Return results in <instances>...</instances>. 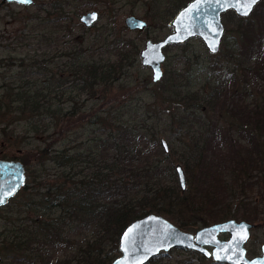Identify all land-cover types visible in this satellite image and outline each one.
Segmentation results:
<instances>
[{
	"label": "trees",
	"instance_id": "16d2710c",
	"mask_svg": "<svg viewBox=\"0 0 264 264\" xmlns=\"http://www.w3.org/2000/svg\"><path fill=\"white\" fill-rule=\"evenodd\" d=\"M74 2L42 4L39 13L48 15L40 17L43 29L55 26L73 34L80 8L71 7ZM235 17L241 41L234 37V44L226 47L225 53L207 50L213 62L204 68L202 87L195 82L199 77L195 73H202V65L199 56L187 49L190 41L172 45L183 50L184 73L179 69L155 84L147 77L143 83L154 87L151 103H134L132 99L140 88L137 80H128L129 71L137 65L140 52L130 40L101 41L103 33L88 40V28L83 27L84 32L71 41L73 47L59 54L67 61L57 71L33 72L41 63L39 59L32 56L27 65L26 57L19 59L23 73L6 86L0 98V116L19 113L27 118L26 133L42 132L48 137L32 155L21 158L27 182L0 208H10L3 216L5 229L0 232V251L7 255L8 264H112L120 256L123 230L150 213L175 220L185 230L195 224L207 226L212 220L238 217L239 205L231 209L228 201L246 202L253 192L254 172L264 166V0L250 17ZM55 32L45 31L41 42L56 44L60 38L54 37ZM112 52L116 59L109 57ZM45 61L42 64L48 66L50 62ZM240 67L243 83L238 75ZM117 84L119 90L114 93ZM64 87H69L68 107L55 103L54 94L51 98L53 89L62 91L59 98L64 97ZM111 90L114 96L109 97ZM252 90H258L255 100L251 99ZM82 94L96 99V104L79 105L74 98ZM219 108L234 119L237 128L202 124L209 110ZM156 117L170 128H186L193 135V141L183 146L187 174L199 171L195 189L183 191L179 184L166 180L169 173L165 169L168 162L173 165V151L165 152L160 139L164 126ZM198 118L200 127H196ZM85 121V135L91 130L92 137L85 140L81 139L83 134L69 135L74 126L80 128ZM53 170L52 179L43 177ZM171 170L175 178L174 166ZM228 175L233 182L230 187ZM248 205L240 207L241 217L252 220L257 207ZM3 240L9 245H3Z\"/></svg>",
	"mask_w": 264,
	"mask_h": 264
},
{
	"label": "rangeland",
	"instance_id": "374dc122",
	"mask_svg": "<svg viewBox=\"0 0 264 264\" xmlns=\"http://www.w3.org/2000/svg\"><path fill=\"white\" fill-rule=\"evenodd\" d=\"M52 1L58 0H36V5L34 6H25L10 2L3 3L2 0H0V98L5 93L6 86L10 85L11 82L17 80L20 74L23 73V69L22 66H20L19 59H23L26 57L27 59L25 65L29 63V58L32 56H35L36 59H39V61L41 62V66L37 64V66H34L32 68V71L37 73L38 71H44L47 69L53 72L57 71V69L60 68V65L67 61V58H60L58 56L62 53L63 49L66 50L71 46L73 47V44H70L71 41L76 35H80L84 32L83 27L86 26L80 21V17L83 14L91 11H97L100 15L99 21L93 27L88 28V31H85V35L88 40H90L94 35L103 33V36L99 37V40L108 41L109 43L117 38L124 40L125 43L129 42L128 40H130L137 45L139 52H141V50L146 46L147 39L159 41L161 39H164L173 31L172 27L170 26V22L175 17V15L187 4V2L182 4L184 0H76V2L72 3L71 7H80L78 19L75 17L76 22L75 25H73V34H67V32H61L60 30H57L56 28H54L55 26H49V28L44 30L40 25V17H45L48 15L42 12L39 13V7L42 4L51 3ZM69 9L71 8H66L65 11ZM129 15H135L146 20L148 23L147 29L144 32L131 31L130 29H128L125 24V19ZM49 17H51L52 20L53 18H55V16ZM222 19L226 27V32L223 37L221 50L222 53H225V51L227 50L226 47H230V45L234 44V37H237L236 39L239 38V36H237L236 34L238 18L235 17L233 11H228L227 13L223 14ZM45 31H47L48 33L56 31L54 37H57L56 35H58L60 41L55 42L56 44L53 45L49 43H42L41 39L43 38ZM238 40L241 41V39ZM171 46L172 45L165 48V53L167 54L168 60L163 65L165 77H170L174 71H177L179 69L183 71L182 73H184L181 60L183 50H181V47L179 46ZM187 49L190 50L191 54L196 53V55L199 56L198 63L202 65V67L199 69H202V73H200V71L199 73L196 72L195 74L199 77L194 79L195 82H197L198 87H202L205 79L204 68L208 66L209 62L212 63L213 59L208 57L207 49L200 38H194L190 40V45H188ZM127 50H130V47H128ZM116 55L117 54L115 52H112V54L108 56L112 59H116ZM51 58H53V60H51ZM46 59H48V61L50 62L48 66L42 64L43 62H46ZM136 60L137 65L130 69L128 80H137L139 82L140 91L139 93H134L132 95V99L134 103H137L138 101H148L149 103H151L152 99L150 98V95L154 87H152L151 85L146 86L143 82L147 79V77H149L151 81H153L152 70L150 68H145L142 66L140 53ZM12 62H14L15 64L10 66L9 63ZM197 64L194 66L196 71L198 68ZM242 70V67H240V69L238 70V75H240L239 79L241 83H243L245 79V76L243 75V73H241ZM68 85H70V83L66 84V86ZM64 89L65 96L61 98H59V95H61L62 91L57 89L50 90L51 98L54 94L53 100L55 103H60L61 107H68L70 106V104L67 102L69 93H67V88L64 87ZM118 90L119 88L117 84L114 86L113 92L117 93ZM162 90L163 87L158 90V93L159 91L162 92ZM257 91L252 90L251 93L253 95L251 99L255 100L257 97H259ZM113 92L112 90L110 91L109 97L114 96L112 95L114 94ZM74 94H76V92H74L73 95ZM89 96L90 95L86 96L85 94H82L80 96H76L74 99L78 102L79 105H95L96 99L93 98L89 100ZM61 99H64L62 100L63 102L60 101ZM117 102L118 106L120 104V101ZM108 106L109 105H107L106 107ZM169 106L172 105L169 104ZM161 107H164V105H162ZM217 107L220 106L217 105ZM132 117H134V115H132ZM155 119H157V122L161 123L158 117H156ZM196 121V127H200L201 124L199 123V118L196 119ZM47 122L48 120L45 121V123ZM86 122L87 121H85V123L83 124H80V128L74 126V128L70 130L69 135L75 133L77 136H81L83 134V137L81 139L85 140L88 137H92L94 134L91 130H88L89 134L87 133L85 135V125L88 123ZM163 122L165 123L167 121L164 120ZM215 123L226 127V129L229 127L237 128V124L234 119H232L225 112V110H221L220 108L217 110H209L207 114V120L202 124H204L205 126H210V124ZM26 124L27 118H24L19 113L0 116V159L21 160L23 156H29L30 154L32 155L36 150V147L44 143L43 140L45 137H48V134L42 132L38 133L37 135L33 133L28 134L25 132ZM162 126H164V131L162 132L160 139H166L169 143L170 149L173 151L171 155V162L173 163V165L168 162L165 169V171L169 173L165 176L166 180H168V182L171 184H179L178 175L176 174L174 178L172 177V174L170 172L172 171L171 167L174 166V171L176 172V166L182 165L187 177V189H195V187L198 186L197 178L199 174L197 173L199 171H192V175L190 176L187 174L186 166L184 164L185 151L183 146L193 141V135H190L188 133L189 130H187L186 128L180 131V129L178 130V128H170L167 123H165V125L162 124ZM76 135L74 137L72 136L73 139H76ZM78 142L80 141H76V143ZM262 154L264 157V143L262 144ZM220 160L221 159L219 156V163H221ZM52 173H54V170L52 172H48V174L43 175V177L46 179H49L50 177V179H52L54 175ZM38 174H41V171H38ZM254 175L255 177L252 180L254 186L253 192L251 194L249 193V199H247L246 202L243 203H240V200L238 201L230 199L228 201L231 209H235L234 207L239 205L237 208L238 217H234L235 219H237L238 221L246 220L250 223L255 224L256 228H253L251 240L247 244V249L250 257H253L255 254H260L261 245L264 243V197L263 199H261V195H264V166H262V170L255 171ZM256 175H258V177H256ZM228 185L229 187L233 185V182L229 180V175ZM244 203L250 204L248 206L255 205L257 207V211L255 214L256 216L254 217V219L247 220L241 217L243 209L241 210L240 207L244 205ZM9 209H0V232L4 231L5 229L6 221H4L3 216L7 214L6 211H8ZM220 220L221 219L212 220L208 225L223 221ZM172 222L176 225L179 224L175 220H173ZM202 227L204 226L201 224H195L187 231L195 234ZM81 238L82 237H79V242H81ZM3 241H5L3 245H9V242L7 240ZM0 256L1 260H4L2 261V264H8L9 260L7 258V255L4 256V254L0 251ZM148 264L212 263L203 259H198L191 253V251L173 249L167 253L160 254L156 258L152 259Z\"/></svg>",
	"mask_w": 264,
	"mask_h": 264
},
{
	"label": "water",
	"instance_id": "95a60500",
	"mask_svg": "<svg viewBox=\"0 0 264 264\" xmlns=\"http://www.w3.org/2000/svg\"><path fill=\"white\" fill-rule=\"evenodd\" d=\"M261 1L255 0L247 15L243 14L245 0L189 1L170 22L173 29L170 34L159 41L147 39L145 48L140 52L142 66L152 70L153 82L158 83L164 77L163 65L167 60L165 48L170 45L185 44L194 38H200L211 54H218L226 32L223 14L232 10L239 17L248 18ZM2 2L30 6L35 1L2 0ZM99 18L97 11H91L83 14L80 21L87 28H91ZM125 24L131 31L144 32L148 27L146 20L135 15L127 16ZM157 73L160 74L159 79H156ZM162 145L166 153L170 152L167 140L163 139ZM176 172L181 189L186 191L187 177L183 166L177 165ZM26 182L27 170L21 160L0 159V201H2L0 207L5 206L15 197ZM254 227L255 224L246 220L238 221L231 218L204 226L194 234L163 215L150 213L135 219L123 230L119 239L120 256L112 264H148L161 253H167L175 248L199 251L225 264H264V243L260 255L254 258L248 257L247 243ZM245 232L247 238L241 241L239 235H244ZM221 234L230 236L224 240L220 239ZM205 246H212L214 250L210 252Z\"/></svg>",
	"mask_w": 264,
	"mask_h": 264
},
{
	"label": "flooded vegetation",
	"instance_id": "af4514ba",
	"mask_svg": "<svg viewBox=\"0 0 264 264\" xmlns=\"http://www.w3.org/2000/svg\"><path fill=\"white\" fill-rule=\"evenodd\" d=\"M35 2H34V4L33 5H30V6H34V5H36V0H34ZM10 3H15V2H10ZM17 4V3H16ZM216 223V222H215ZM213 224V223H212ZM256 227H254V229H255ZM253 230V229H252ZM252 230H251V237H252ZM196 234V233H195ZM229 234H221L219 237H220V239H228L229 238ZM251 237H250V240H251ZM249 240V241H250ZM249 241H248V243H249ZM247 243V244H248ZM262 246V245H261ZM206 248H207V250L208 251H210V252H212L213 250H214V247H212V246H205ZM175 249H182V250H187V251H191V253L193 254V255H195L198 259H203V260H206V261H209L210 263H212V264H225V263H223V262H218V261H216L212 256H207L206 254H203V253H201V252H199V251H195V250H189V249H183V248H175ZM173 250V249H172ZM162 254V253H161ZM260 254H261V248H260ZM260 254H255L253 257H250L249 256V253H248V257L249 258H254V257H256V256H258V255H260Z\"/></svg>",
	"mask_w": 264,
	"mask_h": 264
},
{
	"label": "snow or ice",
	"instance_id": "6c2138e0",
	"mask_svg": "<svg viewBox=\"0 0 264 264\" xmlns=\"http://www.w3.org/2000/svg\"><path fill=\"white\" fill-rule=\"evenodd\" d=\"M21 2H30V0H21ZM252 3H255V0H245V8H244V12H243V14L244 15H247V13H248V11L250 10V6H251V4ZM95 17H93V19H94ZM213 50H215V46L213 45ZM160 78V74L159 73H157L156 74V79H159ZM0 202H2V201H0ZM241 227H243V226H241ZM238 235H239V233H238ZM247 238V236H246V232H245V234L244 235H239V239L242 241L243 239H246ZM203 242V241H202ZM218 259L220 258V257H217Z\"/></svg>",
	"mask_w": 264,
	"mask_h": 264
}]
</instances>
